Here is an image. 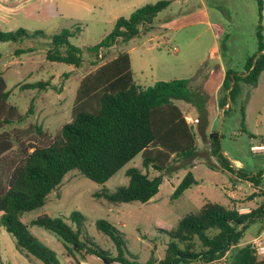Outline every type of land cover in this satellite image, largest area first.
<instances>
[{"label": "rangeland", "instance_id": "374dc122", "mask_svg": "<svg viewBox=\"0 0 264 264\" xmlns=\"http://www.w3.org/2000/svg\"><path fill=\"white\" fill-rule=\"evenodd\" d=\"M158 1H169L170 4L152 26L156 30L173 21L170 29L167 32L163 29L149 31L121 47H113L107 59L115 58L121 52L129 53L135 82L142 87L153 86L157 80L170 81L180 69L204 59L206 63L193 78L194 102H176L194 128L197 152L188 160L173 161L162 174L159 193L146 203L111 204L95 196L103 189L114 192L126 186L129 181L126 170L132 167L151 179L159 176L161 173L154 169L143 167L141 155L105 184L91 181L78 170L69 172L48 196L44 207L21 217L31 234L55 253L59 264L106 263L87 253V249L71 256L54 233L33 225L40 216L59 217L75 230L70 216L73 212L81 213L84 216L83 232L115 259L118 257L115 244L96 227L97 221L105 220L122 233L127 260L136 264H159L166 255L169 242L165 231L175 228L182 218L198 211L206 201L219 203L227 209L254 210L264 205V192L258 188L264 183V177L258 182L251 181L252 175L264 174V151L252 150L254 146L264 145V73L256 86L239 81L234 103L228 98V107L224 111L219 105L227 96L221 84L225 72L222 74L219 66L224 65L225 71L232 70L241 75L245 73L247 59L258 53L257 0H0L1 31L23 28L46 33L44 38L0 42V72L10 93L8 102L23 117L22 121L0 131L12 142V148L0 159V189L6 187L11 170L29 146H49L63 125L71 121L79 84L95 69L92 66L95 58L88 48L110 34L118 18H128L136 9ZM77 28H81V32L70 42L82 50L83 65L75 68L48 61L46 49L51 45V37L63 29L74 31ZM158 33L173 34L174 39L164 43L162 39L151 40ZM216 47V56L210 60ZM18 49L32 52L16 57ZM105 60L101 59L99 63ZM38 82H49L50 87L42 91L24 87ZM212 132L221 136V148L229 159L230 169H223L219 159L211 156L209 138ZM188 172L193 173L197 184L173 199L175 189ZM263 229L264 220L252 224L244 232L242 242H251ZM214 233L210 232L211 235ZM0 264L43 263L21 251L15 237L1 228Z\"/></svg>", "mask_w": 264, "mask_h": 264}, {"label": "trees", "instance_id": "16d2710c", "mask_svg": "<svg viewBox=\"0 0 264 264\" xmlns=\"http://www.w3.org/2000/svg\"><path fill=\"white\" fill-rule=\"evenodd\" d=\"M257 3L258 53L247 59L244 74L237 75L232 70L225 72L222 89L227 91V96L219 102L221 108L227 105L228 98L234 103L239 81L256 86L264 73V0H257ZM169 4V1L146 4L128 18H118L111 33L88 48L95 58L92 62L95 69L85 75L79 84L71 121L63 125L49 146H29L11 170L6 187L0 189V229L4 228L15 237L21 251L43 264L59 262L55 253L31 234L21 217L44 207L48 196L61 185L69 172L78 170L91 181L105 184L141 155L143 167L154 169L161 173L159 176L151 179L140 169L132 167L126 170L129 178L126 186L114 192L103 189L95 196L111 204L146 203L159 193L162 174L171 163L178 159L188 160L197 152L194 128L176 104L178 101L194 102L196 88L193 79L158 81L153 86L142 87L134 80L128 53L121 52L115 58L107 59L113 47H121L151 31L154 20ZM80 32L81 28L74 31L63 29L53 35L51 45L46 49V59L80 68L84 63L82 50L70 42ZM38 37L44 38L46 33L23 28L11 32L0 30V42H20ZM27 52L32 50L18 49L15 55L19 57ZM101 59L106 60L100 64ZM24 87L42 91L47 90L50 83L38 82ZM9 97L7 84L0 72V131L23 119L18 109L9 104ZM30 106L33 107V103ZM209 139L211 156L219 159L223 169H230L221 148V136L212 132ZM11 148L8 135L0 133V159ZM258 176L251 181L258 182ZM195 184L197 181L193 173L188 172L172 198H179ZM70 218L76 225L75 230L63 219L48 215L35 219L33 225L54 233L71 256L87 249V253L98 256L106 264L115 261L136 264L124 256L123 235L109 222L99 220L96 227L115 244L118 250L116 260L83 232L84 216L81 213L73 212ZM263 220L264 205L243 214L237 209H227L219 203L206 201L198 211L182 218L175 228L165 231L169 242L166 255L159 264L207 262L233 247L228 264H264V258L258 257L251 245L240 246L246 229ZM210 232L215 233L211 235Z\"/></svg>", "mask_w": 264, "mask_h": 264}, {"label": "crops", "instance_id": "0c3cea01", "mask_svg": "<svg viewBox=\"0 0 264 264\" xmlns=\"http://www.w3.org/2000/svg\"><path fill=\"white\" fill-rule=\"evenodd\" d=\"M173 23V21H171V22H168V23H166L164 26H161L160 28H157L156 30H158V29H163V30H166V32H167V30H169L170 28H169V25H171ZM156 30H154V27H153V29L151 30V31H155L156 32ZM174 36H173V34H168V33H165V34H156L155 36H153L152 38H151V40L152 39H162V43H164V42H168V41H173V38ZM169 52H171V50H168ZM177 51V50H176ZM218 51V47H216L212 52H211V54H210V56H209V59L210 60H213L214 59V57L216 56L215 54H216V52ZM129 54V53H128ZM130 55V54H129ZM130 58H131V64H132V70H133V60H132V56L130 55ZM205 61H204V59H202V58H200V59H198L196 62H194V63H192V64H189V66H186L185 67V69H180V71H178V75L176 76V77H174L173 79H193L195 76H196V73H197V71L206 63H204ZM209 63V62H208ZM211 65H214V64H212V61H211ZM219 68H220V71L222 72V74L224 73V72H226L225 71V68H224V65H222V66H219ZM212 70V68L210 69V71ZM209 72V71H208ZM133 73H134V71H133ZM173 79H171V80H173ZM135 80V79H134ZM164 81H167V79H163ZM162 80V81H163ZM223 80H224V78H223V76H222V78H221V82L223 83ZM158 81H161V80H157L156 82H158ZM155 82V83H156ZM221 83V84H222ZM226 107H228V103H227V105L223 108V111H224V109L226 108ZM229 160V159H228ZM264 234V229H263V231L259 234V236L260 235H263Z\"/></svg>", "mask_w": 264, "mask_h": 264}, {"label": "built area", "instance_id": "2783aa9c", "mask_svg": "<svg viewBox=\"0 0 264 264\" xmlns=\"http://www.w3.org/2000/svg\"><path fill=\"white\" fill-rule=\"evenodd\" d=\"M255 148H261L259 151H264V145L261 146H254L252 147V150L254 151H258ZM258 174H254L251 177H257ZM264 177V174H261L260 176H258L259 178ZM258 188L264 192V183L260 186H258ZM237 211L239 213H248L251 210H249L248 208H241V209H237ZM249 244L251 245V247L255 250V254L260 257V258H264V234L260 235L256 238H254L251 242H246V243H242L240 246ZM234 248V247H233ZM233 248H230L227 252H225L222 255L217 256L215 259L207 261V262H200V264H228V259L230 257L231 251Z\"/></svg>", "mask_w": 264, "mask_h": 264}, {"label": "bare ground", "instance_id": "6f19581e", "mask_svg": "<svg viewBox=\"0 0 264 264\" xmlns=\"http://www.w3.org/2000/svg\"><path fill=\"white\" fill-rule=\"evenodd\" d=\"M259 149H261V148H259ZM258 150V149H257Z\"/></svg>", "mask_w": 264, "mask_h": 264}]
</instances>
